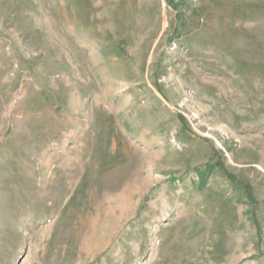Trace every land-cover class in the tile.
I'll return each mask as SVG.
<instances>
[{
	"label": "rangeland",
	"instance_id": "obj_1",
	"mask_svg": "<svg viewBox=\"0 0 264 264\" xmlns=\"http://www.w3.org/2000/svg\"><path fill=\"white\" fill-rule=\"evenodd\" d=\"M0 264H264V0H0Z\"/></svg>",
	"mask_w": 264,
	"mask_h": 264
},
{
	"label": "bare ground",
	"instance_id": "obj_2",
	"mask_svg": "<svg viewBox=\"0 0 264 264\" xmlns=\"http://www.w3.org/2000/svg\"><path fill=\"white\" fill-rule=\"evenodd\" d=\"M96 234L92 231V234H91V237L92 236H95ZM90 239V238H89ZM93 240V239H92ZM86 243H88V242H86Z\"/></svg>",
	"mask_w": 264,
	"mask_h": 264
}]
</instances>
